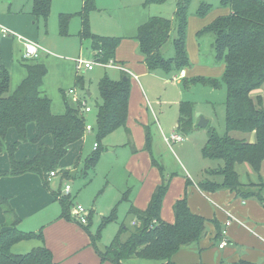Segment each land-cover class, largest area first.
Listing matches in <instances>:
<instances>
[{
    "label": "trees",
    "instance_id": "1",
    "mask_svg": "<svg viewBox=\"0 0 264 264\" xmlns=\"http://www.w3.org/2000/svg\"><path fill=\"white\" fill-rule=\"evenodd\" d=\"M164 1L144 0L143 3L146 6L150 3L162 4ZM191 2L192 0H180L172 19L153 15L137 26L135 39L150 72L161 71L169 76L177 75L183 69L191 67L186 50L187 18ZM219 4L229 7L230 12L216 17L198 31L196 37L202 54V39L206 33L213 35V65L222 64L224 70L220 78L199 75L183 79L185 83L190 84L202 83L212 88L225 87V131L219 134L214 129L208 130L207 138L201 146L204 158L222 161V166L218 167L216 172L221 175V179L199 181L197 187L204 192L228 190L237 198H253L263 204L264 0H219ZM211 7V4L201 2L196 15L205 16ZM50 8L51 0H32L30 13L36 21H45ZM94 8V0H83L80 11L60 13L59 31L60 34L67 35L68 20L74 15L79 16L81 30L78 36L84 40L88 39L95 59L106 62L113 59L120 38L98 35L90 31L88 13ZM173 30L176 33V37L172 38L174 55L165 57L161 53V47L169 40ZM23 61L26 76L12 90L10 73L0 63V152L7 151L10 158L9 169L0 171V175L36 173L48 188L49 172L60 174L62 179L68 177L67 170L59 167L60 161L69 151L70 145L82 140L89 131L85 129L87 121L79 102L76 107H70L67 100H64L65 112L52 113L51 101L41 89L43 77L47 72L45 65L35 59L23 58ZM76 82H82V77L77 76ZM97 87L100 103L96 105L95 123L91 131L99 147L102 139L109 134L118 129H126L131 85L126 74L117 80L105 75L98 80ZM85 96L90 95L86 92ZM178 111V129L189 134L197 127L194 123L193 107L188 102L181 101ZM30 123H33L36 129L35 135L30 139L37 144L36 151L30 157L16 160L14 153L18 145L29 140L27 127ZM9 129H14L17 134V140L12 144L5 140ZM46 135L50 137L49 144L43 141ZM146 146L149 147L148 134ZM100 153L99 149L87 155L84 158V167H94ZM152 164L162 171L153 158ZM242 173L246 177L244 180ZM169 181L170 178H163L154 188L145 209H138L131 203L128 205L117 232L102 249L96 246L97 239L89 231L88 225L80 224L88 233L101 260L122 264L127 259L139 258L155 261L156 264H176L172 261V256L181 248L195 246L197 251L201 250L199 242L207 233L208 219L191 211L186 194L173 204L172 223L165 222L160 217ZM188 181L187 179L186 183ZM50 191L59 202V216L71 220V195H64L59 190ZM123 194L128 196V192ZM0 206L8 219L0 223V264H59L53 259L51 250L42 242L41 230L20 231L16 227L20 218L10 206L8 198L0 196ZM111 213L116 215L115 209ZM89 217L90 212L87 215V223ZM126 217L135 219L132 228L124 223ZM212 222L215 227L213 239H218L222 235L220 227L215 220ZM109 223H105L103 228ZM103 228L99 227L97 231L100 233ZM29 240H39L42 243L24 253L11 250L14 244Z\"/></svg>",
    "mask_w": 264,
    "mask_h": 264
},
{
    "label": "rangeland",
    "instance_id": "2",
    "mask_svg": "<svg viewBox=\"0 0 264 264\" xmlns=\"http://www.w3.org/2000/svg\"><path fill=\"white\" fill-rule=\"evenodd\" d=\"M165 1L164 4L150 3L145 6L142 4L144 0H94L95 8L88 13L90 31L94 34L104 36H124L126 37L123 40L124 43H129L134 40L133 36L136 34L137 25L147 20L148 16L156 15L166 18L173 16L176 4L180 0ZM207 1L212 2L213 6L222 7L219 4V0H192L188 16L195 14L201 2ZM73 2L74 0H52L50 13L47 19L45 21L42 19L36 21L33 16L30 18L32 0H0V20L9 18V14L15 15L10 20L15 22L16 29L18 30L16 33H20L21 36L31 41L37 40L49 50V53L40 51L39 56L34 59L43 63L46 67L47 72L43 77L41 89L43 94L51 101L52 113L63 114L65 112L64 100H67L70 107H76L78 101L84 99L87 105L91 107V112L86 113L85 118L87 123L93 127L95 123L96 105L100 103L97 87L98 80L105 75L111 79L117 80L120 78L121 73L118 69L105 67L100 64L94 65L91 71L84 70L83 65H79L77 61L79 57L85 60H92V51L88 39L84 40L78 36V32L81 30L79 17L77 15L70 17L67 24V35H62L59 31V15L63 13L62 11H69L66 9H71V7H73ZM139 19L143 21L138 23L137 21ZM174 37H176V33L173 30L171 31L169 40L161 48V53L165 57L174 55L172 44V38ZM0 40H2V61L10 73V88L12 90L15 89L26 76V70L23 66V41L18 39L15 35L10 38L0 35ZM202 41L203 53L200 56V60L202 62L206 61L208 64L212 65L214 61V54L211 47L213 35L206 33ZM128 49L129 46L123 45L120 47L118 53L125 55ZM137 53L139 54V49H137ZM195 54L196 52H193V50L187 53L189 61L192 63V69L194 71H200V75L208 77V75L202 71L207 68H199L195 61H193L195 60ZM76 64H78V67ZM161 74L162 72L155 75L143 74L140 76L138 84L141 85L144 97L147 99L146 104L138 94V87L131 81L130 120L133 118L138 120L139 117H142L143 120L145 116L148 115L146 133L149 138V146L154 138L153 132L157 131L160 133L159 127L165 130L164 135L167 138L164 140L163 137L160 136L161 142L159 141L155 146V149L160 150V153L156 154V156L152 153L153 159H155L163 171L170 170L183 173L184 170L186 172L188 171L193 181H219L221 175L216 172L218 167L222 166V161L204 158L201 156L200 148L193 147V142H201L202 146L207 138L208 130L211 129H214L219 134L224 133L225 87L212 88L202 83H185L183 79L186 78L182 77V79L179 75L178 77L175 75L164 77ZM77 76L82 77V82H76ZM211 76L220 78V75ZM70 89L75 90V95L68 93ZM86 92L90 93L89 97L85 96ZM181 101H186L193 107L196 125V114L208 119V124L205 127L197 126L189 134L183 133L178 129V108ZM147 105L149 106L148 109L146 108ZM28 126V128L31 127L34 131L33 123H30ZM169 128L174 130L175 134L180 135L182 139L173 140L172 135L170 136V132L167 130ZM43 139L50 140V137L46 135ZM128 140L130 143L129 147L123 149L121 146H117L115 151L109 153L113 145H119ZM175 141L182 142L175 143ZM94 142L95 138L93 131L87 132L85 140L81 145V158H76L77 161H72L71 164L73 163V165L69 169H65L67 170L68 177L62 179L61 175L57 174L49 184L53 188L58 187L60 184L59 182H61L62 185H70L71 209L78 202L90 212L89 221L85 225H88L89 231L93 237L97 239L95 242L96 246L102 249L105 245L109 244L112 237L117 232L119 223L122 222L126 214L125 210L128 205L124 201L118 205L116 209L117 215L110 211L115 206L116 202L121 199L126 200L128 197L123 194L125 190H122L120 193L118 192V194L117 190L119 187H125L127 181L131 182L130 175L125 172L123 167L126 165L127 161H129V148L132 142L135 143V141L133 137H129L123 129H118L116 132L102 139L96 150L92 148ZM31 143L34 144L32 141L27 140L18 145L16 156H21L22 153L26 154L27 152L23 151H26ZM99 149L101 152H106L105 155L98 160L96 166L86 169L84 167V158L91 152L98 151ZM262 172L264 174V167ZM1 176L3 175H0V177ZM242 179H246L243 173ZM131 185L132 184L129 183L128 188L132 187ZM191 187L190 191L194 192V201L206 207L207 210L211 212L215 211L220 217L221 214H223V225L228 219L224 209L221 206H216L206 197L204 198L202 195L197 194V191H194L193 185H191ZM91 209H94V212L91 211ZM102 214L103 216H101ZM131 219V217H126L124 220V223L129 228H132L130 223ZM107 222L111 223L103 228V225ZM236 223L237 222H235V224ZM237 226L240 228H238L239 234L247 232L245 227L238 223ZM99 227L103 228L100 233L97 231ZM222 228L224 227L222 226ZM18 229L25 232V230ZM231 233V226L227 227L225 235L222 234L221 240L224 236L226 238H235V235H231ZM203 239L201 243L202 246H205L203 250L205 253L203 256L209 261V264H218L220 256L218 254L217 244L215 245L213 243L215 239H212V241H209L208 238H206V240L205 238ZM37 244L40 245L39 240L21 241L14 244L11 250L15 253H24L29 251L32 247L37 246ZM28 247H30V249L26 250ZM227 250L228 248L224 251L226 252ZM197 254L198 252L196 255ZM224 255H226V253ZM200 261L202 260L200 259L199 262ZM156 263L155 261L139 258H130L123 262V264Z\"/></svg>",
    "mask_w": 264,
    "mask_h": 264
},
{
    "label": "crops",
    "instance_id": "3",
    "mask_svg": "<svg viewBox=\"0 0 264 264\" xmlns=\"http://www.w3.org/2000/svg\"><path fill=\"white\" fill-rule=\"evenodd\" d=\"M165 2L166 1H164V3ZM178 3L179 1L177 2V4ZM206 3L211 4L212 7L205 16L203 17L197 16L195 12V14L189 15L187 18L186 50L187 53H189L190 50L196 52L195 60L193 61H195V63L199 68H204V67L207 68L202 71H204L206 75H208V77H212L211 75L221 76L224 70V65L222 64L211 65L208 64V62L206 61L202 62L200 60L201 50L197 42L196 33L202 30L208 24H210L216 17L227 15L230 12V9L229 7L213 6V3L210 1H207ZM142 4L144 3L142 2ZM82 6H83V0H74L73 7H71V9H66L69 11H65V12L62 11V12L76 13L81 10ZM14 16L15 15L13 14H9L8 16L9 18L0 20V24L6 26L7 28H9L14 32L18 31L16 29L15 22L10 20ZM173 16H171L170 19H172ZM30 18H32V15L30 16ZM142 21H143L142 19H139L137 22L140 23ZM79 24L81 26V20H79ZM135 35L133 36L134 40L129 43H124L123 40L126 37L119 36L120 42L117 48L115 49L113 58L115 61L124 64L127 67V69L130 70L136 76L133 77L130 74L120 71L121 73L120 77L124 74L128 75L130 80V85H131V81L135 83V85L138 87L137 88L138 94L140 95L142 101L146 104L147 99L144 97V92L141 89V85L138 84L140 76H142L143 74L155 75V74H159L161 71L150 72L147 69L145 62L143 61L142 54L140 52L139 54L137 53V49L139 48H138V42L135 39ZM11 36L13 35L11 34L5 37L10 38ZM35 42L38 43L43 48L40 51L49 53V50L46 49L37 40H35ZM1 45H2V40H0V52H1L0 63L5 66V64L2 61ZM123 45L129 46V49L125 55L118 53L120 47H122ZM91 55L93 60L94 52H92ZM199 72L200 71H194L192 69V63H191L190 68L183 69L179 74L175 76L178 77L179 75V77L181 78L182 77L191 78V77L199 76L201 74ZM161 75L164 77H168V75L164 74L163 72ZM130 97H131V90L128 101V116L126 122V129L123 130L126 132V134L129 137H133L135 143L132 142L131 147L129 148V159H128L129 161H127L126 165H124L123 168L125 172L128 173V175H130L131 182L127 181L125 187H119V189L117 190V194L118 192L120 193L122 192V190H125V192H128V199L127 200L121 199L118 202H116L112 210L115 209L116 212L118 205H120L122 201L126 202L127 205L131 203L138 209L141 210L145 209L148 205V202L150 200L154 188L161 183L163 178H170L169 186L164 195L161 206V212H160V217L163 221L168 223H172L174 221L173 204L177 199L181 198L184 194H186L187 203L191 211L199 215H202L206 219H208L207 233L203 237L205 238V240L206 238H208L209 241H212V239L214 238L215 227L213 225L212 220H215L218 223L221 233L223 230H226L227 227L231 226V232H232L231 235H235V238L232 237L226 238L224 236V238L226 239V245L223 246L222 248L219 247V243L221 242L220 240L222 235L218 239H215V241L213 242L215 245L217 244L218 247V254L220 256L218 260V264H264V203L261 204L260 202H258L256 199L253 198H248V199L237 198L234 196L233 193H231L228 190H218L216 192L201 191L197 187V182L199 181H193L188 171L186 172L183 170V173H178L176 171H170V170L160 171L157 166L152 164V158H153L152 153H154L155 156L156 154L160 153V150H156L155 146L159 141L161 142L160 140L161 137H163L164 140L165 138H167L164 135L165 130L159 127L160 133L154 131L153 141H151L150 146L147 147L146 121L148 120V115L145 116L146 119L144 118L143 120L142 117L141 118L139 117L138 120L135 118L130 120L129 118ZM148 107L149 106L147 105L146 108L148 109ZM28 127H27L28 129L27 138L30 140L35 135L36 129L35 126H34V131L32 130L31 127L30 128ZM167 130L170 132L169 133L170 136L172 134H175L174 130H171V128ZM85 137L86 134L84 135L82 140H79L73 143L72 145H70L69 151L60 161L59 164L60 168L69 169L73 165V163L71 164V162L72 161L74 162L76 158L80 157L81 145L84 142ZM5 140L8 144H12L17 140V134L14 129L8 130ZM43 141L49 144L51 140L43 139ZM181 142L182 141H177V142L175 141V143H181ZM129 145H130L129 140L126 142H122L119 145H113L112 148H110L109 153L115 151L117 149V146H121L123 149H126L127 147H129ZM199 146H201V142H193V147L200 148V153H201V147ZM36 147L37 144L31 143L29 145V148L26 151H23V152H27L26 153L27 155L25 153H22L21 156H16L18 150L17 148V150L14 153L15 159L22 160L25 157L32 156L36 151ZM102 152L100 153L99 159H101V157H103L106 153V152L103 153ZM9 167H10V158L7 151L0 152V171L7 170L9 169ZM57 174H55L53 177L55 178ZM53 177H51V179L47 183L48 188L44 187L43 181L40 178V176L32 172H27L15 176L0 177V196L8 198L10 206L14 209L15 213L20 218L16 227L20 228L21 230H25V232L27 231L39 232L41 230L43 234L42 242L51 250L53 259L57 261L59 264H77V263L112 264L107 260L100 259L88 233L81 227L80 224L73 221V218L71 220H66L59 216L61 212L59 202L57 201L56 198H54L50 190H53L55 192L59 190L62 194L63 193L70 194L71 187L69 192L67 193L63 191L64 185H62L61 182H59L60 184L58 187L56 188L51 187L49 182H51L54 179ZM187 179L189 180L188 183H186ZM129 183L132 184L131 185L132 187L128 188ZM191 185L194 186V191L195 192L197 191V194L202 195L204 198L206 197L216 206H221L224 209V211L229 210L236 218L241 220L245 224V226L243 225L241 226L245 227L247 232L245 233L242 232L241 234H239L240 233L238 230L239 226H237V223L235 224V222H232L227 227H225V223L222 225L223 214H221L220 217L218 214L215 213V211L211 212L210 210H207L206 207L194 201V192L190 191V189L192 188ZM262 194L264 197V190L262 191ZM127 209L128 206L126 207L125 212L127 211ZM91 211L94 212V209H91ZM101 216H103V214ZM7 220L8 219L3 211V208L0 206V223H4ZM130 223L131 225H134L135 219L132 218L130 220ZM222 226L224 228H222ZM203 240H200L199 242V247L201 248L200 251H197V247L195 246L181 248L172 256V261L176 264H191V263H199V260L201 259L202 261L200 262L204 264H209V261L203 256V254L205 253L203 251L205 246L201 245ZM42 242L40 241V244ZM30 247L26 248V250L30 249ZM226 248H228V250L225 252L224 250ZM197 252L198 254L196 255ZM224 252L226 253V255H224L225 254ZM200 254L202 257L200 256Z\"/></svg>",
    "mask_w": 264,
    "mask_h": 264
},
{
    "label": "built area",
    "instance_id": "4",
    "mask_svg": "<svg viewBox=\"0 0 264 264\" xmlns=\"http://www.w3.org/2000/svg\"><path fill=\"white\" fill-rule=\"evenodd\" d=\"M15 35L17 36L18 39L23 41V46H24V54H23V58H28V59H34L37 58L39 55V51L41 49H43L38 43H36L35 41H31L27 38H24L23 36H21L20 34H17L16 32L10 30L9 28H7L6 26H3L2 24H0V35L2 36H7V35ZM79 65H83L84 70H92L94 65L96 64H100L103 65L105 67H111L114 69H118L120 71H123L124 73L130 74L133 77H136L130 70L127 69V67L120 63L115 61L114 59H110L106 62H101L98 59H93V60H85L83 58H78L77 59ZM76 66L78 67V64H76ZM68 93L75 95V90L70 89L68 91ZM79 104L84 112V114L91 112V107L89 105H87L86 101L84 99H80ZM85 129L87 131H91L92 130V126L87 123L85 126ZM172 139L173 140H181L182 137L178 134H172ZM98 147V144L96 142L93 143V150H96ZM55 175L54 171L49 172L48 175V180L51 179V177H53ZM70 190V185L69 184H65L64 185V192H69ZM227 214V220L225 221V227L229 226L232 222H237L240 225L245 226V224L239 220L238 218H236L229 210L225 211ZM88 210H86L83 205L76 203L73 208L70 210V215L72 218H74V221L78 222L79 224H86L87 223V215H88ZM223 234H225V230L222 231ZM226 245V239L223 238V240H221V242L219 243V247L222 248L223 246Z\"/></svg>",
    "mask_w": 264,
    "mask_h": 264
},
{
    "label": "water",
    "instance_id": "5",
    "mask_svg": "<svg viewBox=\"0 0 264 264\" xmlns=\"http://www.w3.org/2000/svg\"><path fill=\"white\" fill-rule=\"evenodd\" d=\"M123 78L126 79V77H123ZM88 96H89V92H88ZM195 116L197 118V126L205 127L208 124V122H209L208 119L204 118L203 116H201L199 114H196Z\"/></svg>",
    "mask_w": 264,
    "mask_h": 264
},
{
    "label": "bare ground",
    "instance_id": "6",
    "mask_svg": "<svg viewBox=\"0 0 264 264\" xmlns=\"http://www.w3.org/2000/svg\"><path fill=\"white\" fill-rule=\"evenodd\" d=\"M85 225V224H84Z\"/></svg>",
    "mask_w": 264,
    "mask_h": 264
}]
</instances>
